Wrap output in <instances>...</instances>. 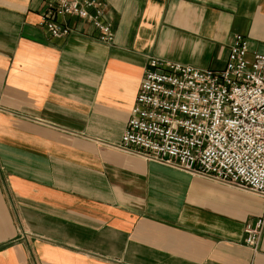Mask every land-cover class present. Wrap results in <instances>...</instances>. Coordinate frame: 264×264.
I'll return each mask as SVG.
<instances>
[{"label":"crops","instance_id":"0c3cea01","mask_svg":"<svg viewBox=\"0 0 264 264\" xmlns=\"http://www.w3.org/2000/svg\"><path fill=\"white\" fill-rule=\"evenodd\" d=\"M114 41L41 0H0V264H264V199L117 149L151 59L264 55V0H104Z\"/></svg>","mask_w":264,"mask_h":264},{"label":"built area","instance_id":"2783aa9c","mask_svg":"<svg viewBox=\"0 0 264 264\" xmlns=\"http://www.w3.org/2000/svg\"><path fill=\"white\" fill-rule=\"evenodd\" d=\"M41 1L50 37H68L77 20L113 43L104 0ZM247 54L236 35L220 71L151 59L117 149L264 199V55ZM263 229L264 217L244 228L254 251Z\"/></svg>","mask_w":264,"mask_h":264}]
</instances>
